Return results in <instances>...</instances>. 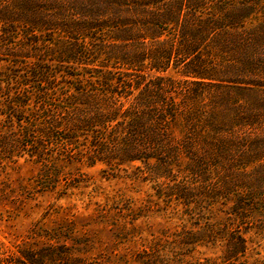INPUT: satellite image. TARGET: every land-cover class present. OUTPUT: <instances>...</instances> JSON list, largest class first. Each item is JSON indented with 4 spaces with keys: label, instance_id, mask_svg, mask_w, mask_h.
I'll use <instances>...</instances> for the list:
<instances>
[{
    "label": "trees",
    "instance_id": "obj_1",
    "mask_svg": "<svg viewBox=\"0 0 264 264\" xmlns=\"http://www.w3.org/2000/svg\"><path fill=\"white\" fill-rule=\"evenodd\" d=\"M0 116L5 158L91 135L90 163L226 206L233 251L264 232V0H0Z\"/></svg>",
    "mask_w": 264,
    "mask_h": 264
},
{
    "label": "rangeland",
    "instance_id": "obj_2",
    "mask_svg": "<svg viewBox=\"0 0 264 264\" xmlns=\"http://www.w3.org/2000/svg\"><path fill=\"white\" fill-rule=\"evenodd\" d=\"M91 142L50 147L47 165L0 153V264H264L263 231L242 224L246 246L233 251L226 206L168 196L138 163H90Z\"/></svg>",
    "mask_w": 264,
    "mask_h": 264
}]
</instances>
